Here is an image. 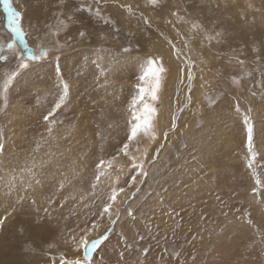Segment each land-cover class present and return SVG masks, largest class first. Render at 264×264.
Returning a JSON list of instances; mask_svg holds the SVG:
<instances>
[{
	"label": "rangeland",
	"instance_id": "374dc122",
	"mask_svg": "<svg viewBox=\"0 0 264 264\" xmlns=\"http://www.w3.org/2000/svg\"><path fill=\"white\" fill-rule=\"evenodd\" d=\"M189 3L160 0L154 9L148 0H40L41 7L36 6L37 0H10L15 10L26 9L24 39L37 54L38 45L50 47L57 40L63 45L69 36L73 42L59 61L69 93L67 103L50 117L54 120L51 133L43 116L52 111L61 94L54 60L44 61L42 68L29 62L30 69L21 70L10 85L7 101L0 97V142L5 146L0 152V218L6 217L0 228V264L16 260L53 264V256L59 264L61 252L74 258L62 237L69 229L79 234L77 225L83 227L87 221L90 227L93 220L100 225L99 232L88 238L103 233L109 221L107 216L100 219L99 212L114 185L125 189L118 194L117 204L127 196L126 209L132 215L122 209L92 264H137V257L140 264H161V257L166 264H264V218L249 207L253 186L256 203L264 200V0H227V7L225 0H196L202 8H189L184 15ZM82 5L92 12L77 11ZM97 8L103 19L96 16ZM172 11L179 15L171 16ZM141 13L151 21V28L144 25ZM69 15L72 20L67 19ZM104 20L115 23L105 24ZM29 21L34 25L40 21L42 39ZM193 23L203 24V28H193ZM81 31L90 35L81 40ZM12 39L0 2V44ZM169 39L183 50L182 55L172 53ZM128 46L130 53L121 52ZM16 48L23 51L18 40ZM161 48L165 49L163 61L171 52L168 56L174 57L178 83L181 81L174 97L176 128L166 127L168 137L161 141L138 135L129 151L138 156L146 175L129 169L127 158L121 155L105 169L107 175L101 177L93 197L96 164L101 159L107 162L125 142L129 104L142 83L138 76L146 69L149 55L161 56ZM3 54L15 64L11 51L5 48ZM189 55L191 60L195 58L192 81L186 72L181 79L178 71ZM168 75L164 73L162 78ZM201 77L212 83L210 90L199 87ZM2 86L0 79V89ZM168 90L165 87V93ZM189 94L194 101L191 105L186 102ZM164 96L154 102V118L165 112L161 107L167 99ZM237 103L239 114L235 112ZM248 107L254 110L255 122L251 145L246 143L244 121ZM145 147L149 148L147 156L143 155ZM118 164L123 165L122 170ZM232 188L238 195L229 201L225 193L231 194ZM221 197L226 203L218 202ZM49 206L54 210L51 231L29 229L35 210L43 215V208ZM242 207L251 211V217L241 212ZM29 237L35 243L25 257L20 244ZM48 242L54 246L48 248ZM143 248H149L147 256L140 255ZM176 252L181 254L175 257Z\"/></svg>",
	"mask_w": 264,
	"mask_h": 264
},
{
	"label": "snow or ice",
	"instance_id": "6c2138e0",
	"mask_svg": "<svg viewBox=\"0 0 264 264\" xmlns=\"http://www.w3.org/2000/svg\"><path fill=\"white\" fill-rule=\"evenodd\" d=\"M0 2L3 3L5 6V11L7 13V19H8V27L11 30V33L13 34L14 39L7 42L6 45L0 44V79L3 80V86L2 89H0V97H2L5 102L7 101V93L9 91L10 85L13 84L14 81L17 80V78L21 74V70H28L30 69V63L36 65L39 68L44 67L43 62L48 60H54L57 63V67L55 69L57 73V77L59 80V88L61 89V94L59 95V99L55 102L52 111L48 112L47 115L43 116V120L46 123V128L49 133H51L52 128L50 127L51 124L54 123V120H50V117H53L56 110L60 109L62 105L67 103L68 93H69V85L68 83L63 79V72L59 67V61L61 59V56L65 52V49L70 48L72 46L73 37H68L63 45L59 43V41H54L51 43L50 47H45L42 45H38V54L36 51H34L32 48H30L25 39V33L22 28V22L25 16V11H18L15 10L11 4L10 0H0ZM99 2V0H97ZM149 5H151L154 9L157 5L160 4V0H148ZM37 7H41L40 0H37ZM225 7L228 6L227 0H225ZM128 10L131 12V6H127ZM197 7L202 8V4H197L196 0H190V3L185 7L184 15L188 14V9L192 8L195 9ZM249 7H251L249 5ZM216 9L220 8V4L217 3L215 5ZM88 11L92 12V9L90 7L84 8L82 5L81 8L77 9V11ZM95 14L98 18L103 19V17L100 15V10L97 8L95 11ZM171 16L176 17L179 15L176 11H172L170 13ZM242 19L246 20V16L241 17ZM56 19H59V17H56ZM68 20H72L73 17L71 15L67 16ZM140 19L143 21L144 25L147 28L152 27L151 21L144 17L141 13ZM171 22V21H170ZM63 24V21H61ZM105 24H114L115 22L111 20H104ZM29 27L30 28H36L37 31V38L42 39L40 37L39 33L41 31L40 27V21H37V24H32L31 21H29ZM43 27L45 29V36H47L49 33L47 31L48 25L45 21L43 24ZM193 28H203V24H196L193 23ZM114 31H118V29L114 28ZM180 35V33H177ZM56 35H59L57 32ZM90 33L86 31H81L79 33V36L81 40L89 36ZM163 35V34H161ZM218 36L224 35L223 33H217ZM19 41V43L23 46V51H20V49L16 48V41ZM168 45L171 48V51L174 55L180 56L183 53L182 49H177L174 42L169 39L167 41ZM187 47V43L184 45ZM5 48L12 52V57L15 59V64L12 63V60L9 59L8 56H5L4 50ZM136 48L139 50L140 44L139 42H136ZM15 49V50H14ZM14 50V51H13ZM132 51L131 46L128 47H122L121 52L123 53H130ZM191 50H189L190 52ZM118 59V58H114ZM259 59V57H258ZM183 67H180L178 69L179 73L181 74V78L184 77V73H187V79L188 81H192L194 79L193 73H192V64L193 61L189 56H185L184 60L182 61ZM239 64H243V60H238ZM103 71V70H101ZM167 69H165L163 65V57L162 56H153L149 55L146 61V69L142 71V74L138 76V80L142 83L137 85L138 95L134 96L129 104V111L131 112L130 119L128 121L129 130L126 134V140L122 144V146L117 150L115 155H112L107 162L103 159L99 161V163L96 164V172L94 173L95 179L91 184V189L93 191V197H95V190L98 186V183L102 176L107 175L106 168H111L113 166V163L118 160V158L123 155V157L127 158L128 168L129 169H135L137 170L138 174L140 175H146L145 172L142 171L143 164L138 163V156L135 154H131L129 149L131 143L134 141V139L138 135H144L148 136L150 140H156V128L158 125V120H154V116L156 114V108L154 107V102H156L158 99H160L163 95V89L165 86V81L162 78V74L166 73ZM79 74V73H78ZM147 85V86H145ZM199 87L202 90H210L213 85L210 81L204 80L203 77H201V83ZM187 90L189 93L193 91L192 84L189 83L187 85ZM224 93H221V96H224ZM253 95H257V93H253ZM186 102L191 105L194 103L193 98L191 95H188L186 97ZM210 103H215L214 101H211ZM261 111L264 112V94L261 95ZM241 111V106L239 103H237L235 112L236 114H239ZM253 108L248 107L244 111V121L247 125L246 128V143L248 145H251L254 142V132H255V122H254V116H253ZM178 117L176 116L175 112L171 115V125H172V131L176 128ZM264 119V117H262ZM99 135V133H98ZM163 136L165 139L168 137V131L163 132ZM4 143L0 142V152L4 150ZM159 149H157V152ZM136 152H140V149H136ZM149 152V148L145 147L143 149V155L147 156ZM153 159H156L154 156ZM117 168L122 170L123 165H117ZM132 181H135V176L132 177ZM40 181L37 180L36 183H39ZM131 183V181H130ZM231 187V186H228ZM125 191L122 187L112 186L110 194L107 195L103 207L101 211L99 212L100 219H103L105 216L108 217V225L105 228L103 233H100L93 239H89L91 233L93 232H99L100 225L93 220L91 222V226H88V222L86 221L83 227H80L77 225V228H79V234H74V229H69L68 234L66 236H63V243L66 245H69L71 247L72 252L75 253L74 258H66V254L61 252L59 255V264H92L93 256L95 252L101 247V245L104 244L109 238L110 233L115 229L118 221L120 220L121 211L122 209L127 210L128 215H132L131 210L126 209V205L128 203V197L126 196L123 201H121L119 204H117V196L120 193H123ZM221 192H224V189H220ZM256 192V187L253 186L252 193H253V200L250 203V209L251 211H258L260 216L264 218V200L260 201L259 204L256 203L254 196ZM225 195L229 196V201L234 198V196L238 195L236 193L235 189L232 188L231 194L225 193ZM83 199V197H81ZM219 203H226L223 198L218 199ZM33 204H35V201H33ZM51 205V202H49ZM65 205L62 203L61 208H63ZM73 205V209H74ZM115 208V211L113 209ZM251 211L248 209L241 208V212H248L249 217H251ZM53 212L54 210L49 207L43 208V215H41L40 210L36 209L35 214L31 216L30 223L28 225L29 229H36L38 231H51V220L53 218ZM70 214L75 215L74 211H70ZM8 215H11L9 212ZM225 218H227V215L225 214ZM4 219L6 217L0 218V228H2ZM25 230H22L21 234L23 235V232ZM262 239H264V233L261 234ZM141 241L143 240V237L141 236L139 238ZM35 241H32L29 237L28 240H25L23 243L20 244V252L22 256H28V254L32 251L31 244H34ZM6 246H9L6 243ZM54 245L51 242L47 243L48 248H52ZM127 248L129 251L132 249V245H127ZM140 255L141 256H147L149 252V248H143L140 249ZM82 253V256H81ZM181 253L176 252L175 257H178ZM174 257V258H175ZM53 260V264H55L56 257H51ZM124 259L123 253H121V260ZM5 264H25L24 260H16V261H10L5 262ZM119 264V262H118ZM127 264V262H125ZM137 264H140L139 257H137ZM161 264H166V262L163 260V257H161Z\"/></svg>",
	"mask_w": 264,
	"mask_h": 264
},
{
	"label": "bare ground",
	"instance_id": "6f19581e",
	"mask_svg": "<svg viewBox=\"0 0 264 264\" xmlns=\"http://www.w3.org/2000/svg\"><path fill=\"white\" fill-rule=\"evenodd\" d=\"M160 50L161 51H158V52H159V54L161 53V56L163 57L165 49L161 48ZM169 54H171V52L168 51L166 53V56L168 57V60L167 61L166 60L163 61L165 69L169 70V71L166 72L167 75L169 74L168 77L166 79H163L165 81V86H164V89H163V95H165L164 97H166L167 99H165V98L163 99V104H161V107H163L165 112H160L154 118V120H158V125H157V128H156V135H157V138H159L160 141L162 140V137H163V131L166 129V127H169L171 125V115L174 112V107L176 106V105H174V103H175L174 97L175 98L177 97L178 85L181 82L180 81L178 83V80H179L178 77L179 76L176 73L175 65H174V62H173L174 57L172 55L168 56ZM194 59H192V60H194ZM165 87H169V90L166 93H165Z\"/></svg>",
	"mask_w": 264,
	"mask_h": 264
}]
</instances>
